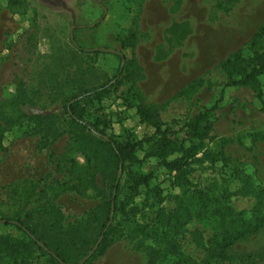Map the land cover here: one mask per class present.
Segmentation results:
<instances>
[{
  "label": "rangeland",
  "instance_id": "obj_1",
  "mask_svg": "<svg viewBox=\"0 0 264 264\" xmlns=\"http://www.w3.org/2000/svg\"><path fill=\"white\" fill-rule=\"evenodd\" d=\"M263 23L264 0H0V119H16L0 146V221H23L59 262L80 263L105 219L103 197L81 186L94 169L96 184L106 182L107 148L70 125L63 102L116 74V53L99 49L136 59L139 75L99 101L88 99L84 117L101 120L107 135L141 139L153 128L140 122L137 105L180 127L218 99L225 74L217 65L237 50L251 56L248 43ZM129 32L133 46L122 49ZM199 78L201 85L188 87ZM259 84L264 93V74ZM19 96L24 104L9 110ZM263 104L251 87L225 88L210 114V137L186 142L196 152L186 180L174 181V172L139 151L133 170L151 174L148 185L131 195L124 177L118 197L125 213L112 217L104 252L81 264H202L220 225L252 224L254 209L263 216ZM200 199L207 200L205 212ZM0 236L27 242L2 222ZM26 252L0 264H55L35 246ZM211 264H264V225Z\"/></svg>",
  "mask_w": 264,
  "mask_h": 264
},
{
  "label": "trees",
  "instance_id": "obj_2",
  "mask_svg": "<svg viewBox=\"0 0 264 264\" xmlns=\"http://www.w3.org/2000/svg\"><path fill=\"white\" fill-rule=\"evenodd\" d=\"M8 2L11 5H19L23 3V0H8ZM134 36L133 32H129L125 38L120 40L119 43L121 48L133 46ZM263 39L264 23L254 32L248 43L252 50L251 56L244 57L240 50H237L230 53L217 65L225 74L218 99L211 106L203 108L177 128L165 121L160 112H157L154 108H148L143 105H137V115L141 123L153 128V132L151 135L141 139H133L130 133L122 136L107 135L104 127H100V124H103L101 120L88 121L85 119V102L88 99L99 101L112 87L121 86L124 81L131 82L136 75H139L137 60L134 58L128 60L121 52L119 54L116 53L119 59V65L116 74L111 80L97 86L80 88L76 94H72L65 100L66 102H63V110L70 125L79 131L85 132L93 141H98L99 144L107 148V159L105 160L106 168L102 169V172L106 174V182L102 184V186L96 184L98 171L94 169V172L87 175L88 179H90V183L88 184L87 181V183L84 182L81 186L86 188L92 187L94 190H97V193L103 197L104 201L102 208L104 209L105 219L100 225L96 239L102 234L103 237L95 250V254L104 252L107 247L108 233L113 229V225L110 223L106 231H103L109 221L111 202L113 201L114 204L113 221L119 213L123 215L125 213L124 202L118 197L124 177L128 180L127 186L129 187L128 189L131 195L135 194L140 186L148 185L152 177L151 174H140L133 170L135 164L141 161L137 156L139 151L144 152V158H157L169 172H174V181L186 180V176L191 170L189 168V162L196 159L195 146L193 144L191 146H186V142H202L210 137V132L212 130L210 114L218 107V103L222 100L224 89L231 86H248L253 88L258 98L263 97L264 93L262 92V88H260L259 77L264 74V48L258 46ZM122 61H124L123 64ZM201 82V78H199L192 82L191 85H188V87L193 89L201 85ZM22 97L23 96H19L16 98L15 102H10L7 108L11 111L17 110L18 107L24 104L21 100ZM261 111L264 113V104L261 107ZM15 123L16 119L11 115L0 119V146L2 145L4 133L11 130ZM103 126H105V124H103ZM105 137H107V139H105ZM177 153H180L179 157L169 159L170 156ZM119 169H121V177L117 182V173ZM76 181L77 183H74L71 189L79 191V182L81 183L82 176L78 174ZM114 189L115 195L112 198ZM207 204L206 199H200V210L204 212L207 211ZM253 213L254 223L242 224L240 229L229 230L228 228L224 229L223 224L220 225L222 228L212 234L210 244L205 247L206 256L202 264H211L212 260L221 258L226 250L236 241L255 233L262 227L264 225V215L262 216L259 211L255 209ZM156 218L158 221H161V219L162 221L164 220V215L161 210L156 212ZM0 222L4 225L16 227L18 230L22 231L25 235L24 237L27 238V242H25L17 238L0 236V259L21 255L23 252L28 251L31 246H35L46 255L51 262L61 264L53 254L46 252L43 248L38 246L37 241L41 242L42 239L38 237L39 235H37L33 229L27 227L23 221L19 219L3 218ZM138 232L143 233L144 228L138 229ZM29 234L32 235L34 239H32ZM43 243L45 246H48L45 242ZM56 254L60 256L58 253Z\"/></svg>",
  "mask_w": 264,
  "mask_h": 264
},
{
  "label": "water",
  "instance_id": "obj_3",
  "mask_svg": "<svg viewBox=\"0 0 264 264\" xmlns=\"http://www.w3.org/2000/svg\"><path fill=\"white\" fill-rule=\"evenodd\" d=\"M71 37H72V36H70V39H71V41L73 42V38H71ZM73 43H74V42H73ZM99 50H100V51H107V52H111V53H118L117 51H114V50H112V49H99ZM122 64H123V61H122ZM105 139H107V137H105ZM120 177H121V169H119V170H118V173H117V182H118V180L120 179ZM117 182H116V184H117ZM114 195H115V189H114V191H113L112 198L114 197ZM113 210H114V204H113V201H112V202H111V208H110V214H109V221H108L106 227H105L104 230H103L104 232H105L106 228L109 226V224H110V222H111V220H112V217H113ZM29 235H30V234H29ZM30 237H32V235H30ZM102 237H103V234L99 236L98 240L96 241V243H95V245L93 246V248L91 249V251H90V252L86 255V257H85L84 259H82V261H80V263H78V264L83 263L88 257H90L91 254H93V253L95 252V250L97 249L99 243L101 242ZM32 238H33V237H32ZM33 239H34V238H33ZM37 243H38V245H39L40 247H42L44 250H46L47 252H50V251L48 250V248H47L43 243L38 242V241H37ZM53 255H54V254H53ZM54 257H56V256L54 255ZM60 262H61V263H64V262H62V261H60ZM64 264H67V263H64Z\"/></svg>",
  "mask_w": 264,
  "mask_h": 264
}]
</instances>
